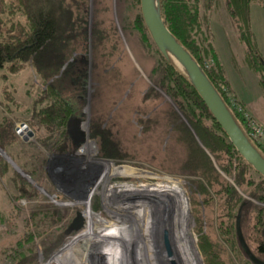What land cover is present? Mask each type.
<instances>
[{
    "label": "rangeland",
    "instance_id": "374dc122",
    "mask_svg": "<svg viewBox=\"0 0 264 264\" xmlns=\"http://www.w3.org/2000/svg\"><path fill=\"white\" fill-rule=\"evenodd\" d=\"M93 1L86 0L87 46L73 53L65 73L42 83L29 63L14 72L0 69V123L2 127L11 124L13 134L11 142L0 146L6 168L0 173V264H182L170 227L187 229L182 255L188 261L237 264L235 254L246 255L236 235L237 214L245 243L253 255L261 257L252 225L264 202L248 195L249 179L238 184L235 170L229 173L223 168L225 158L210 152V139L204 136L205 144L201 142L167 91L154 82V59L142 54L138 38L123 29L128 12L123 6V16L117 14L120 0L101 2L97 14L103 23L95 29L96 35L103 33L98 57H111L109 63L113 62L118 47V67L109 73L115 60L111 65L97 62L98 69L94 65ZM103 7L110 11L109 19L102 16ZM218 12L223 15L224 10ZM214 13L209 29L215 56L202 65L208 69L214 62L222 69L227 84L222 82L221 92L239 112L247 135L248 124L264 131V95L257 73L244 63V44L236 37L227 42L232 27ZM249 16L253 41L264 59V8L251 0ZM104 23H111L110 28L108 24L105 30ZM49 83L73 108L65 146L46 142L43 136L49 129L34 123L30 115L43 103L38 99ZM170 111L187 128L193 145L186 134L175 130ZM20 123L33 134L18 132ZM94 128L104 135L91 133ZM193 146L204 152L217 173L212 182L201 177L209 178L200 171V162L189 158ZM227 186L242 198L231 213L228 193L223 192ZM76 213L81 222L73 229L70 224ZM227 213L233 216L237 245L233 249L224 230ZM166 231L173 250L170 255L163 243Z\"/></svg>",
    "mask_w": 264,
    "mask_h": 264
},
{
    "label": "trees",
    "instance_id": "16d2710c",
    "mask_svg": "<svg viewBox=\"0 0 264 264\" xmlns=\"http://www.w3.org/2000/svg\"><path fill=\"white\" fill-rule=\"evenodd\" d=\"M102 1L105 0L93 1L95 11L91 26L94 35L91 37V43L95 52L98 46L100 47V42L103 41V33L97 31V35L95 34V29L101 27L103 23L101 15L97 14ZM254 1L264 8V0ZM123 2H125V5ZM250 2L251 0H159V11L168 30L199 65L234 121L252 146L264 158V147L253 142L247 135L239 112L232 109L221 92L220 87H223V83H226L222 69L214 62L211 63L208 69L202 65L203 60L215 56L214 47L212 48L213 37L209 29L210 16L215 12L214 14L220 17L221 20L225 18V21L232 27L231 32H233L231 35L229 34L227 42L230 43L231 39L233 41V37H236L239 42L244 44V63L257 73L264 95V59L253 41L254 34L251 30L249 16ZM120 3L117 14L120 17L123 16V6H126L125 9L128 12L122 20L123 29L129 30L131 38L134 36L138 38L137 42H139V49L142 54L149 55L154 59V65L151 68V76L154 77V82L167 91L176 103L177 108L185 115L187 122L193 125L192 127L199 135L201 142L205 144L204 136L210 139L211 143L208 145L210 152L216 158L220 155L225 158L223 168L225 167L229 173L235 170L238 184H243L245 178L249 179L248 185H252V189L248 195L255 196V199L264 202V176L254 170L236 151L186 74L170 56H165L158 50L143 21L140 1L120 0ZM86 6V0H0V69L5 68L10 72H14L25 63H29L34 69L36 78L42 83L50 77H56L59 73H65L72 65L70 58L73 53L79 50L82 51L87 46ZM219 9L224 10L223 15L218 12ZM101 11L105 12L102 16L109 19L110 11L104 7L101 8ZM94 15H97V18ZM104 24L106 30L109 23ZM110 25L111 23L109 28ZM95 52L93 55H95L96 63L93 62V64L97 66V69L99 66L97 62L100 64L104 62V64L109 65L114 60V65L109 73H113L117 69L120 62L116 57L119 52L118 47L114 60L110 63L111 57L106 58L107 60H100L98 57L99 52ZM38 101L43 103L31 111L32 120H34V123L37 121L40 126L49 129V134L43 136L46 142L53 141L55 145L65 146L69 141L70 131L66 126L73 114L72 105L64 99L51 83L46 84L44 89L41 90ZM168 115L175 123V130L181 136L186 134L187 141L193 145L192 139L188 136L187 128L182 125L181 121H177V114L170 111ZM11 127V124L2 127L0 123V146H5V143L11 142L9 141L13 138ZM91 133L104 135L102 131H98V128L91 130ZM192 149L194 153L192 152L189 158L191 160L197 159L193 163L200 162V169H202L200 171L213 179L208 180L209 178L202 174L201 177L208 182H212L217 174L212 168V164L203 151L198 150L195 146ZM0 164V173H4L6 171L5 164L1 160ZM213 172L214 174H212ZM23 177L25 178L27 175L23 174ZM24 191L25 189L22 188L21 194L24 195ZM223 192L228 193L226 199L231 204V213L235 204L239 203L242 198L237 195L231 186H227ZM240 204H242V201ZM230 213H227L224 219V230L225 234L231 237V242L228 244L233 249L237 245L233 216ZM1 221H3V216L0 213ZM252 226L257 233V236L254 237L256 251L261 256L259 258L264 260V236L258 237V235H264V208L258 207L255 213V222ZM240 250H242V247ZM235 255L234 260L237 264H255L246 255V258L243 255ZM232 264H234V261Z\"/></svg>",
    "mask_w": 264,
    "mask_h": 264
},
{
    "label": "water",
    "instance_id": "95a60500",
    "mask_svg": "<svg viewBox=\"0 0 264 264\" xmlns=\"http://www.w3.org/2000/svg\"><path fill=\"white\" fill-rule=\"evenodd\" d=\"M139 1L143 21L158 50L163 55L170 56L178 65V67L186 74L187 78L194 86L203 103L206 105L213 118L222 128L236 151L243 157V159L247 163H249L253 167L254 170L264 176V158L252 146L248 138L244 135L242 130L234 121L224 102L222 101L214 87L211 85L203 71L200 69L199 65L166 27L159 11V0ZM20 126L26 127V125H24L23 123H20ZM18 127L19 126H17L16 129ZM25 130L27 131L28 135L33 134L32 131L28 128H26ZM238 220L239 215L237 214L235 230L238 241L245 254L255 264H264V260H261L253 255V253L245 243L240 231ZM80 222L81 215L80 213H76V216L73 218L70 227H72L73 229H78V227L80 226ZM169 234L166 231V236L163 240V243L164 246H166L168 254H172L173 250Z\"/></svg>",
    "mask_w": 264,
    "mask_h": 264
},
{
    "label": "bare ground",
    "instance_id": "6f19581e",
    "mask_svg": "<svg viewBox=\"0 0 264 264\" xmlns=\"http://www.w3.org/2000/svg\"><path fill=\"white\" fill-rule=\"evenodd\" d=\"M20 127V126H19ZM18 127V128H19ZM17 128V129H18ZM26 129V127H23V126H21L20 127V130L18 129V131H21V132H23V130L25 131V129ZM20 132V133H21ZM107 163H109L110 164V162H107ZM107 172V171H106ZM104 176L106 177V175H105V173H104ZM104 179V178H103ZM105 188H107V187H105ZM150 204H151V201L149 202V206L148 207H150L151 208V212L153 213V210H152V206H150ZM145 205H146V203H145ZM149 226V225H148ZM171 226V225H170ZM167 228H169V227H167ZM147 229V228H146ZM187 229L185 228V227H180V228H169V231H171V233H172V235H173V237H174V239H175V248H176V257L180 260V263H182V264H194V262H191L190 260L188 261L187 260V257H185V256H183L182 254H183V247H182V245H184V244H186L185 243V241L186 242H188V237H187V231H186ZM147 236H150V234H148ZM151 237V236H150ZM185 252V251H184ZM174 255H175V253H174ZM173 255V256H174ZM183 256V257H182ZM191 257V256H190ZM193 257V256H192ZM191 257V258H192Z\"/></svg>",
    "mask_w": 264,
    "mask_h": 264
},
{
    "label": "built area",
    "instance_id": "2783aa9c",
    "mask_svg": "<svg viewBox=\"0 0 264 264\" xmlns=\"http://www.w3.org/2000/svg\"><path fill=\"white\" fill-rule=\"evenodd\" d=\"M248 125H249V130H250L248 132V135H253L257 141L264 144V131H262L260 128H255L254 125H252V126L250 124H248ZM158 250L161 251L162 249L158 248ZM151 260H152V258H151ZM147 264H149V263L147 262Z\"/></svg>",
    "mask_w": 264,
    "mask_h": 264
},
{
    "label": "flooded vegetation",
    "instance_id": "af4514ba",
    "mask_svg": "<svg viewBox=\"0 0 264 264\" xmlns=\"http://www.w3.org/2000/svg\"><path fill=\"white\" fill-rule=\"evenodd\" d=\"M165 235H166V232H165ZM162 240L160 239V242H161Z\"/></svg>",
    "mask_w": 264,
    "mask_h": 264
},
{
    "label": "crops",
    "instance_id": "0c3cea01",
    "mask_svg": "<svg viewBox=\"0 0 264 264\" xmlns=\"http://www.w3.org/2000/svg\"><path fill=\"white\" fill-rule=\"evenodd\" d=\"M242 101H244L243 99H241Z\"/></svg>",
    "mask_w": 264,
    "mask_h": 264
}]
</instances>
